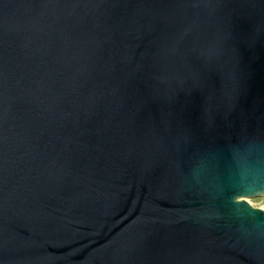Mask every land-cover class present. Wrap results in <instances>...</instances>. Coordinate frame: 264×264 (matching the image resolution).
<instances>
[{"label":"water","instance_id":"1","mask_svg":"<svg viewBox=\"0 0 264 264\" xmlns=\"http://www.w3.org/2000/svg\"><path fill=\"white\" fill-rule=\"evenodd\" d=\"M264 0H0V264H264Z\"/></svg>","mask_w":264,"mask_h":264},{"label":"rangeland","instance_id":"2","mask_svg":"<svg viewBox=\"0 0 264 264\" xmlns=\"http://www.w3.org/2000/svg\"><path fill=\"white\" fill-rule=\"evenodd\" d=\"M248 202L251 204L253 208L264 210V197L249 199Z\"/></svg>","mask_w":264,"mask_h":264}]
</instances>
